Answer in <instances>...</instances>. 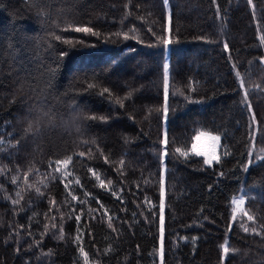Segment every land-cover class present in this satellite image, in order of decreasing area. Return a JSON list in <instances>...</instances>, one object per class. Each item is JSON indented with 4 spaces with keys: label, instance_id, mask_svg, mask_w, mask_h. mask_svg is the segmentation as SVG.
Returning a JSON list of instances; mask_svg holds the SVG:
<instances>
[{
    "label": "trees",
    "instance_id": "1",
    "mask_svg": "<svg viewBox=\"0 0 264 264\" xmlns=\"http://www.w3.org/2000/svg\"><path fill=\"white\" fill-rule=\"evenodd\" d=\"M262 59L264 0H0V264H264Z\"/></svg>",
    "mask_w": 264,
    "mask_h": 264
},
{
    "label": "snow or ice",
    "instance_id": "2",
    "mask_svg": "<svg viewBox=\"0 0 264 264\" xmlns=\"http://www.w3.org/2000/svg\"><path fill=\"white\" fill-rule=\"evenodd\" d=\"M249 3H251V0H249ZM163 4L167 5L168 4V0H163ZM219 7V6H217ZM75 31L77 32H85V33H91L93 35H96V33L93 32V30L89 27H77L75 28ZM167 31L170 33L171 32V17H169V27L167 29ZM127 38V36L125 37ZM56 40H60L61 37L59 35L55 36ZM163 45L167 48V46L171 45L173 43V41L170 38H164L162 40ZM224 48L227 50L228 49V45L225 44ZM260 63H264V59L260 60ZM164 68V91H163V102H164V107H163V118L165 120H167L168 118V112H169V105H168V99H169V93H168V65L164 64L163 66ZM91 87V85H90ZM104 92H108V89H104ZM194 102H198V101H194ZM250 107V105H249ZM93 119H95V117H92ZM104 119V118H101ZM253 119H255L254 115H253ZM29 131H31V126L29 127ZM207 137V140L209 141V143L203 147L200 148L197 146V144H193L192 145V150L195 156H203L204 160H203V164L204 165H208L211 166L213 164V162L215 161L217 164L220 163V156L217 155V148L220 146V137L219 136H213L210 133H203L201 132L200 134H198L195 139L196 141H200L201 137ZM161 143L163 145H167L168 144V138H167V133H164V138L161 141ZM177 151H179V149H177ZM164 156H167V152H163ZM182 155H185L187 157L186 153H182ZM247 156H251V153H246ZM257 160L260 161H264V156L261 157H257V158H253V159H249L248 164L249 165H255L257 163ZM57 164L61 163L60 161L56 162ZM121 163L123 164V161H121ZM59 169H57L58 171ZM248 170L247 165H245V171ZM89 171H91V169H89ZM224 173H221V175H223ZM13 183H15V180L12 181ZM77 183H79V181H77ZM100 186L103 187L104 183L103 181H101ZM65 187L67 188V185H65ZM37 191H39V189H37ZM88 195V194H86ZM113 195H116L115 192H113ZM161 197H163V190L161 191ZM73 199H76L75 196L72 197ZM18 201H13V203H17ZM244 203V199L243 197H241L239 204H243ZM161 208V212H160V224H161V234H163V223H164V216H163V203H161L160 205ZM243 216L247 217V221H251V222H255L257 217H255L254 215L249 214V212H243ZM232 219L233 221H236V215H235V210L232 213ZM76 220L77 222L80 221V216H76ZM111 226V225H109ZM239 226L241 228H243L244 232H252V233H256L257 235H259L260 233L257 231V229L255 227H248L246 226V222H239ZM23 227V226H21ZM53 227H55V225H53ZM31 234V233H29ZM63 238V237H61ZM17 251H19V249H17ZM229 249L227 247L224 248V252L228 253Z\"/></svg>",
    "mask_w": 264,
    "mask_h": 264
},
{
    "label": "rangeland",
    "instance_id": "3",
    "mask_svg": "<svg viewBox=\"0 0 264 264\" xmlns=\"http://www.w3.org/2000/svg\"><path fill=\"white\" fill-rule=\"evenodd\" d=\"M168 27H169V20H168V18H167V29H168ZM201 132L206 133V134H207V133H210V134L213 135V136H219V137H220V135L217 134V133H214V132H211V131H208V130H205V129H198L197 132H196L195 135H194L193 141H192L191 146H190V149H189V153L194 154V153H193V150H192V145H193V144H197L198 147L203 148V147H205V146L209 143V141L207 140V137H206V136H205V137H201V140H200V141H196L195 137H196L198 134H200ZM164 133H165V126H164V129H163L162 140H163V138H164ZM219 143H220V142H219ZM219 147H220V146H219ZM219 147L217 148V155H219ZM201 157H202L203 160H204V157H203V156H201ZM214 162H215V161H214ZM214 162H213V163H214ZM66 164H67L66 162H61V163L59 164V167L61 168V170H63V171L66 170ZM245 165H247V167H249L248 161L246 162ZM246 173H247V171H245V166H244V167H243V174H244V176L246 175ZM240 199H241V197L234 198V202H235V211L240 210V209H242V207H243V204H239Z\"/></svg>",
    "mask_w": 264,
    "mask_h": 264
}]
</instances>
